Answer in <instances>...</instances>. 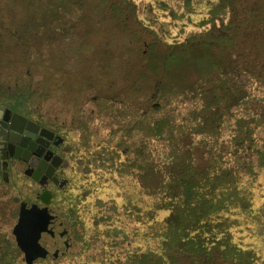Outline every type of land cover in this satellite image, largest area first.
Instances as JSON below:
<instances>
[{"label":"rangeland","instance_id":"obj_1","mask_svg":"<svg viewBox=\"0 0 264 264\" xmlns=\"http://www.w3.org/2000/svg\"><path fill=\"white\" fill-rule=\"evenodd\" d=\"M222 43L244 74L238 90L248 91L219 136L232 137L240 119L254 143L246 154L239 148L236 162L235 146L224 145L220 159L238 168L236 185L246 201L237 214L224 211L221 221L236 218L234 240L253 252V264H264V0H0V97L26 114L58 113L67 122L74 156L70 187L57 201L75 218L71 248L80 252L63 264L167 260L148 254L162 253L154 241L168 199L147 189L143 174L152 166L159 181L167 135L179 124L186 132L197 125L200 91L220 80L207 58ZM232 64L224 70L230 75ZM200 134L190 131L187 140L203 167L221 138ZM22 176L13 196L1 188L0 219L29 198ZM11 227L4 223L0 232L10 236Z\"/></svg>","mask_w":264,"mask_h":264},{"label":"trees","instance_id":"obj_2","mask_svg":"<svg viewBox=\"0 0 264 264\" xmlns=\"http://www.w3.org/2000/svg\"><path fill=\"white\" fill-rule=\"evenodd\" d=\"M221 45L224 46L223 43ZM224 48L225 46L220 50L216 49L215 53L212 52L213 56L207 58L209 65L218 70L220 80L215 81L210 88L200 91L196 103L202 107L196 113L197 125L190 130L199 135L202 133L203 136L209 134L214 136L213 139L223 131L226 115L245 98L248 91L245 90V85L238 90V77L244 74L240 70L236 71L237 65L234 64L235 60L230 55L229 48ZM230 61L233 63L232 75L229 71H224L228 70ZM227 74L230 76H226ZM214 78H210L211 82ZM160 121L167 123L168 119L161 117ZM240 122L239 119L240 125L232 129V137L224 139L219 136L221 140L216 141L217 146L212 144L208 151L212 163L207 166L199 167L195 163L192 155L195 145L187 140V137H191L190 131L186 132L184 124H179L176 133L171 132L166 137L170 140V149L165 174H160L158 181L154 167L146 168V173L143 174V179L147 181L145 187L153 192L159 189L164 191L168 199L161 206L168 214L162 223L160 234L154 241L162 253L157 254L154 249H149L151 253L148 254L151 257L160 255L162 259L165 257L167 260L162 264H213L214 260L217 264L223 261L232 264H253V252L234 240L233 229L238 227L236 218L233 217L235 225L227 220L221 221L224 211L227 213L225 216L233 210L237 214L242 211L241 207L246 201L239 197L240 191L236 185L238 168L235 164L224 165L225 160L220 159L225 153L224 145L235 146V162L242 160L237 155L241 146L245 154L252 149L253 137L249 140L245 137L247 122ZM245 139L248 142H245ZM226 190H230L229 194ZM239 231L240 229H237V233ZM185 258L190 259L185 262ZM138 259L140 258H135L134 262L140 263Z\"/></svg>","mask_w":264,"mask_h":264},{"label":"flooded vegetation","instance_id":"obj_3","mask_svg":"<svg viewBox=\"0 0 264 264\" xmlns=\"http://www.w3.org/2000/svg\"><path fill=\"white\" fill-rule=\"evenodd\" d=\"M3 101L6 102L5 98ZM6 106L28 118L26 123L28 133L21 137L19 144L16 145L15 156L10 157L8 162V174L4 175L1 172L0 183L3 184L6 192L9 188L10 195L13 196L24 175L29 179L30 186H28L29 198L23 200H29L40 207H55L57 211L50 218L42 214L43 222L36 221L31 225L33 230L39 226L36 235L32 233L31 228L28 229L25 237L29 241L27 245L32 246L33 249L27 255L29 248L25 250L26 245L22 247L14 233L23 201L19 200L14 215L0 219V226L4 223L12 226L10 236L0 232V264H41L44 261L63 264L73 252H80L71 248L73 243L71 225L74 224L75 218L66 217L68 210H65L59 200L57 201V197L60 199V194L63 197L70 187L69 157L74 156L73 148L68 145L65 137L66 119L52 112H48L46 116L26 114L19 110L16 102H7ZM47 191L51 193L49 198ZM46 199L48 202L45 201Z\"/></svg>","mask_w":264,"mask_h":264},{"label":"water","instance_id":"obj_4","mask_svg":"<svg viewBox=\"0 0 264 264\" xmlns=\"http://www.w3.org/2000/svg\"><path fill=\"white\" fill-rule=\"evenodd\" d=\"M27 122L28 118L26 116L14 111L0 101V139L2 140L0 141V174L1 172H3L4 175L8 174L7 167L9 159L10 157L15 156V147L19 144L20 138L28 133ZM6 144L7 146H5ZM47 194L49 198L51 193L47 191ZM45 201L48 202L47 199ZM50 208L48 206L40 207L38 204L32 203L29 200H23L21 202L19 221L15 227L14 233L17 235L20 245L22 247L26 245V247H24L25 250L26 248H29V250H27V255L33 247L27 245V242L29 241L26 240L27 238L25 235L27 234L28 229L33 228L31 225H34L36 221L37 223H40L42 220L41 218L43 217L42 214L49 218L54 216L57 209L55 207ZM37 228L39 231V226ZM36 229H32L34 235L38 232ZM30 242H32V240H30Z\"/></svg>","mask_w":264,"mask_h":264},{"label":"crops","instance_id":"obj_5","mask_svg":"<svg viewBox=\"0 0 264 264\" xmlns=\"http://www.w3.org/2000/svg\"><path fill=\"white\" fill-rule=\"evenodd\" d=\"M0 101H1L2 103H4V104H5V103L7 104V101L5 102V101H3V99H1V98H0ZM0 187H1V188L4 187L2 183H0ZM1 188H0V190H1Z\"/></svg>","mask_w":264,"mask_h":264}]
</instances>
